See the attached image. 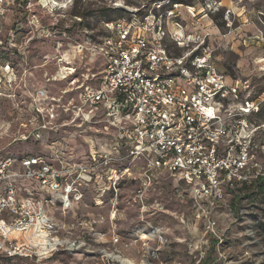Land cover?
<instances>
[{"label": "clouds", "instance_id": "clouds-1", "mask_svg": "<svg viewBox=\"0 0 264 264\" xmlns=\"http://www.w3.org/2000/svg\"><path fill=\"white\" fill-rule=\"evenodd\" d=\"M191 3L0 0V264H264V0Z\"/></svg>", "mask_w": 264, "mask_h": 264}, {"label": "built area", "instance_id": "built-area-1", "mask_svg": "<svg viewBox=\"0 0 264 264\" xmlns=\"http://www.w3.org/2000/svg\"><path fill=\"white\" fill-rule=\"evenodd\" d=\"M174 8H175V5L173 4V6H172L171 8H168V9L165 11V13H164L165 19L167 18V13H168V12H172V11H174ZM174 20H175L176 22H178V23H181V21L179 20V17H178V16L174 17ZM181 25H182V23H181ZM123 39H129V40H132L133 42H137L138 39H140V38H138V37L134 36L133 34L129 33L127 36L123 37ZM120 47H123V48H125V50H126V51H125V54H124L121 58H126V56H127V45H120ZM193 55H195V53H194ZM132 56H133V58H134L133 62H136V61L139 59V57H138V53H137V51H136L135 49L132 50ZM150 63H151V61L148 60L147 58H145V66H146V67L150 66ZM138 66H139V65H138ZM149 71H150V67H149ZM69 75H73V74L70 73ZM145 75H147V73H145ZM204 75H206V73H205ZM239 83H241V82H240V81H237V86L239 85ZM225 87H227V85H225ZM222 91H224V89H218V93H219V92H222ZM245 91H247V89H245ZM257 101H258V100H250V102H253V103H255V102H257ZM263 101H264V100H263ZM258 102H259L260 105H261V101H258ZM185 106H187V100L185 101ZM159 107H160V106H157V109H156L157 111L159 110ZM160 119H164V116H161ZM194 126H195V124L193 123V127H194ZM191 130H192V128H189V129H188V131H191ZM209 143H212V142L209 141ZM173 151H174V152H175V151H179V149H173ZM210 155H216L215 150H211V151H210ZM225 155L227 156V153H226ZM167 163H168V161H163V164H164L165 167L167 166ZM224 171H225V173H226V172H227V169L225 168ZM201 178H203V177H201Z\"/></svg>", "mask_w": 264, "mask_h": 264}, {"label": "rangeland", "instance_id": "rangeland-1", "mask_svg": "<svg viewBox=\"0 0 264 264\" xmlns=\"http://www.w3.org/2000/svg\"><path fill=\"white\" fill-rule=\"evenodd\" d=\"M191 6H195L194 4V0H192ZM222 11H227L226 8L221 9ZM198 18V17H197ZM179 20L181 21L182 25H183V21L181 20V18L179 17ZM77 23H82L81 21H78ZM234 55H239V53H234ZM260 68V71L264 72V66H258ZM255 79L257 81H264V76H256ZM259 90L255 91L253 93V96H249V100H258L261 101V107H260V111L264 112V85H258ZM262 182H264V178L262 179ZM253 190H255V186H253ZM262 193H264V189L260 190Z\"/></svg>", "mask_w": 264, "mask_h": 264}, {"label": "trees", "instance_id": "trees-1", "mask_svg": "<svg viewBox=\"0 0 264 264\" xmlns=\"http://www.w3.org/2000/svg\"><path fill=\"white\" fill-rule=\"evenodd\" d=\"M263 179V178H262Z\"/></svg>", "mask_w": 264, "mask_h": 264}]
</instances>
